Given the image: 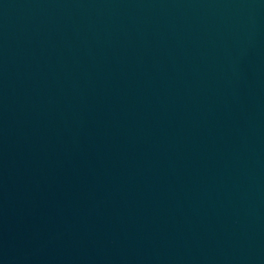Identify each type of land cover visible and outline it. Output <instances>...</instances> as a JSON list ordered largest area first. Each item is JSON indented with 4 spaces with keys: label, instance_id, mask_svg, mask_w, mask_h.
I'll use <instances>...</instances> for the list:
<instances>
[{
    "label": "water",
    "instance_id": "1",
    "mask_svg": "<svg viewBox=\"0 0 264 264\" xmlns=\"http://www.w3.org/2000/svg\"><path fill=\"white\" fill-rule=\"evenodd\" d=\"M0 264H264V0H0Z\"/></svg>",
    "mask_w": 264,
    "mask_h": 264
}]
</instances>
